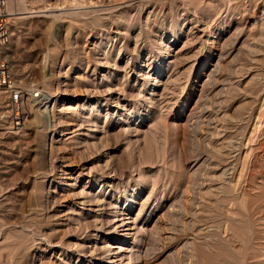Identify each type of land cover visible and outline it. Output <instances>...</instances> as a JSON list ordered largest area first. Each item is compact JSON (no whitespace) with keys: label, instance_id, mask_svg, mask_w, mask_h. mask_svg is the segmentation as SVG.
Masks as SVG:
<instances>
[{"label":"rangeland","instance_id":"374dc122","mask_svg":"<svg viewBox=\"0 0 264 264\" xmlns=\"http://www.w3.org/2000/svg\"><path fill=\"white\" fill-rule=\"evenodd\" d=\"M8 12L0 264H264V0Z\"/></svg>","mask_w":264,"mask_h":264},{"label":"built area","instance_id":"2783aa9c","mask_svg":"<svg viewBox=\"0 0 264 264\" xmlns=\"http://www.w3.org/2000/svg\"><path fill=\"white\" fill-rule=\"evenodd\" d=\"M8 0H0V118L17 128L31 111L32 100L43 97L42 90H25L16 81L4 50L11 41L8 23Z\"/></svg>","mask_w":264,"mask_h":264},{"label":"bare ground","instance_id":"6f19581e","mask_svg":"<svg viewBox=\"0 0 264 264\" xmlns=\"http://www.w3.org/2000/svg\"><path fill=\"white\" fill-rule=\"evenodd\" d=\"M12 14H13V13H11V12L8 13V15H12ZM44 112L47 114L45 117H46V119H47V121H48V120H49V117H50V116L48 115V112H49V111H47V109H46ZM10 127H11V126L8 127V130H9Z\"/></svg>","mask_w":264,"mask_h":264}]
</instances>
